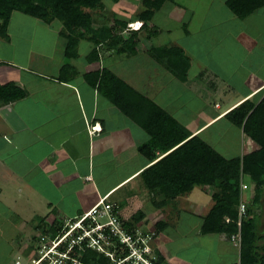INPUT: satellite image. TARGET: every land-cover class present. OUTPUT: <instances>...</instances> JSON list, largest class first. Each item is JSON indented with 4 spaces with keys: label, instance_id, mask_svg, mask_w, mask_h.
I'll list each match as a JSON object with an SVG mask.
<instances>
[{
    "label": "crops",
    "instance_id": "1",
    "mask_svg": "<svg viewBox=\"0 0 264 264\" xmlns=\"http://www.w3.org/2000/svg\"><path fill=\"white\" fill-rule=\"evenodd\" d=\"M226 2L167 1L143 22L138 16L142 0L134 4L102 0L93 25L115 27V36L121 40L112 41V46L81 40L78 54L70 58L61 24L13 13L9 39L18 36L25 40L17 42L18 48L25 47L0 55V83L14 82L25 87L26 94L18 98L1 95L0 250L8 239L29 240L38 235L41 220L49 217L51 221V214L58 211L80 220L106 195L108 201H119V217L135 212H131L137 197L135 185L144 186L141 173L149 164L139 147L151 135L113 102L110 94L118 86L117 79L216 149L213 142L232 133L239 135L241 129L225 115L242 101L259 100L264 94V23L258 31L247 20L264 16V6L242 19ZM140 22L144 23L140 30L129 29L130 23ZM246 34L254 38L253 45L245 46ZM50 44L59 51H46ZM219 46L226 48L225 55L216 56ZM173 47L182 48L190 58L185 80L166 66L168 58L161 61L150 52L158 48L160 58L167 57L169 53L162 48ZM18 51L27 55L26 63L16 60ZM31 53L39 55L37 61L30 62ZM256 74L259 79L253 78ZM226 120L227 130H211ZM89 127L99 130L91 134ZM259 232L264 241L260 225ZM216 235L213 241L219 250L215 248V254L227 249V261L239 262L232 243L227 244L228 250L220 240L230 238Z\"/></svg>",
    "mask_w": 264,
    "mask_h": 264
},
{
    "label": "trees",
    "instance_id": "2",
    "mask_svg": "<svg viewBox=\"0 0 264 264\" xmlns=\"http://www.w3.org/2000/svg\"><path fill=\"white\" fill-rule=\"evenodd\" d=\"M100 1L102 0H0V36L10 38L8 28L12 14L14 11H20L41 18L49 24L60 23L62 33L67 38L65 51L68 58L78 54L79 42L84 39L93 41L96 46L104 42L112 46L113 42L121 40L120 36H115V27L93 26L94 12ZM167 1L173 0H142L138 16L143 22L152 19L154 13ZM226 3L242 19L264 6V0H227ZM162 49L169 53L167 57L160 58L158 48H153L150 52L161 61L168 58L166 66L185 80L190 58L179 47ZM117 82V88L110 94L113 102L151 135L150 140L139 147L149 162L141 173L146 188L150 192L162 194L164 199H173L191 192L196 186L212 181L217 183L220 191L214 194L216 203L204 219L202 232L231 236L240 231V261L236 264H264V254L260 255L258 249L263 238L259 232L260 215L254 212L264 194V94L259 100L246 99L226 113V119L243 130L244 135L258 145V148L242 156L227 157L201 136L192 134L150 98L123 80L117 79ZM25 94L26 91L20 90L14 82L0 83V103L1 95L18 98ZM244 176H247L255 187L252 205L247 210V215L253 213V216L245 218L239 227L238 206ZM138 215L141 218L143 212L139 211L126 224L130 226L133 221L138 222ZM227 217L230 222L226 221ZM89 223L87 219L84 225ZM78 249V246H75L71 252L72 256ZM87 249L89 251L83 258L86 264L90 261L108 264V258L104 254L98 257L94 249Z\"/></svg>",
    "mask_w": 264,
    "mask_h": 264
},
{
    "label": "rangeland",
    "instance_id": "3",
    "mask_svg": "<svg viewBox=\"0 0 264 264\" xmlns=\"http://www.w3.org/2000/svg\"><path fill=\"white\" fill-rule=\"evenodd\" d=\"M134 2L135 0H131L132 4H134ZM17 14L19 13H15L14 15ZM254 18L256 17H251L247 20L250 23L251 28H257L259 31V29H261L263 26L262 23H264V16H261L258 20ZM262 30L264 33V28H262ZM249 35L252 36L251 31L249 32ZM262 39L264 40V35ZM12 40L10 41V39L2 38L0 36V55H2V53L8 55L9 51H11L14 47L16 48V50L21 48L24 49L25 46L23 44H21V48H18L19 43H17H21L24 39H21L18 36H14ZM253 41L254 38H249L247 34L244 35L243 42L245 46H249L251 44L253 45ZM35 46V50L41 52L39 47L37 45ZM220 47L221 46L217 47L218 53L216 54V56L226 54V48ZM48 50H50L52 53L59 51L58 46L53 45L51 48V44L46 49V51ZM240 50L244 51V49ZM37 55V53H31L30 62L34 61L35 59L37 61V58L39 56ZM52 55L57 54L55 53ZM26 58L27 55H25V53L23 52L18 51V54H16L17 61L23 59V62L26 63ZM30 66L37 67L36 63H30ZM20 72H22L21 74H25L23 71ZM261 73H264V71H262ZM253 78L259 79V76H257V74L253 75ZM22 89L26 88L20 87V90ZM221 96L224 97V95L222 94ZM225 123L227 124L228 121L226 120L225 122H219L218 125H216L211 130L217 131L219 129L222 130V128L223 131L227 130L228 127ZM235 131L237 132V130ZM219 134L221 135V132H218V135ZM213 143L218 146V151H220L227 157L239 155L242 156L256 147L253 141L248 139L242 133V130H239L238 136L232 133L230 135L224 136L223 141H216ZM90 177L93 176L91 175ZM135 187L137 189L135 192L137 193V197L135 198V200H133V206L131 210V212H135L131 213L132 215L130 216L120 217L121 225L124 230V235H132L133 237H143L142 241L145 242V246H142L143 243H140V241L136 242V244L129 243L130 241L123 243L121 242L119 237H115L113 239V242H110L108 245H105V247H108V250L111 251V253L106 255L94 249V251L96 252V256L100 257L101 254H104V256L108 258V264H119V260L126 256L130 257L127 264H140L144 262L143 259L145 258L154 259L156 264H221L226 262L229 263L227 261V257L224 255V251H226L227 249H224V251H222L223 253L215 254L214 252L215 248L218 249V244L215 245L213 240H215L214 238H218V235H216V233L205 234L202 232L204 219L216 203L214 194L220 191V188L217 186V183L212 181L202 186H196L194 187L195 190L193 188L191 192L182 194L173 199H164L162 194L158 192H150L145 185H141L140 187H137L135 185ZM254 192V183L250 181L247 176H244L241 182L240 202L243 201L247 207L252 205V195L254 194ZM261 200L262 201L260 202V205L255 207L254 212L260 215L261 221L259 225L260 228L264 230V194ZM139 211L143 212L142 217L139 218L138 215V222L136 221V223H134L133 221L131 225L128 226L126 222L133 219ZM51 216V221L49 220V217L48 219L41 220V222L39 223V229L37 230L39 234L35 235L31 239L24 240L23 238H11L6 240L5 242L7 244H2L0 250L1 263L45 264L40 261V259L44 256L45 251L50 249V247H52L54 243L58 241V239H60L68 230L70 231L74 227L76 228H74L71 232L74 237L81 235V233L83 232L81 228L82 223H76V221H78L79 219L78 216L70 218L64 214L61 215L59 211L57 212V214H51ZM251 216H253V213L248 214L247 218ZM98 220H102V218H98ZM52 228L53 230L51 231ZM209 235L213 237H207ZM225 236L228 237V235L226 234ZM68 237L69 235H66L62 238V242L66 245L69 243ZM139 239L141 240V238ZM3 240L2 242H4ZM220 240L223 244H225L224 246L225 248H228V250L229 244L232 243V247L234 248L235 254L236 251L238 254H240V248L234 243V241L229 240L227 238H222ZM139 247H144V249L148 247L150 253L145 252L142 248V253H140ZM258 249L260 255L264 254V241L259 242ZM90 250H93V248H91ZM88 251L89 250L87 248H79L77 251H74L73 260H62V262L58 264H86L83 258L85 257ZM238 254L235 256H237L240 261V256ZM54 256L55 255H52V257ZM101 260L103 262V259ZM88 264L97 263L96 261H90Z\"/></svg>",
    "mask_w": 264,
    "mask_h": 264
},
{
    "label": "built area",
    "instance_id": "4",
    "mask_svg": "<svg viewBox=\"0 0 264 264\" xmlns=\"http://www.w3.org/2000/svg\"><path fill=\"white\" fill-rule=\"evenodd\" d=\"M138 26L133 25L132 23L129 25L130 30H135ZM97 127V126H96ZM96 127L88 128L90 133L92 134L97 129ZM95 129V130H94ZM247 210L248 207L246 204L241 201L239 204V219L238 225L241 227L242 221L247 218ZM120 205L115 201H108V195L101 197L98 202L89 210L87 211L83 217L78 220L76 223H79L82 228L81 235L77 237L71 234L72 230H68L63 236L69 235V243L66 245L63 243V236L58 239L54 243L50 249L45 251L44 256L40 259L42 263L45 264H58L62 262V260H73L74 257L72 256L71 252L74 250L75 246L78 248H93L96 249L106 255L110 254L111 251L106 248L105 245H108L110 242H113L115 237H119L121 242L125 243L130 241L129 243L136 242L143 243L142 246H145V242H143V237H133L132 235H124L123 234V227L121 225V219L119 217ZM98 218H102V220H98ZM89 220L90 223L88 225H84L86 220ZM104 219V220H103ZM101 221V222H99ZM227 222H230V218H226ZM76 229V228H75ZM75 231V230H74ZM71 237V238H70ZM141 238V240L139 239ZM230 240L234 241L236 245L241 246V232L239 231L236 234H232L228 236ZM63 243V244H62ZM66 245V246H65ZM145 252H149V248L141 247ZM139 247L140 253H142V249ZM52 255H55L52 257ZM130 257H123L119 260V264L125 263L129 261ZM144 262L140 264H156L154 259H143Z\"/></svg>",
    "mask_w": 264,
    "mask_h": 264
},
{
    "label": "clouds",
    "instance_id": "5",
    "mask_svg": "<svg viewBox=\"0 0 264 264\" xmlns=\"http://www.w3.org/2000/svg\"><path fill=\"white\" fill-rule=\"evenodd\" d=\"M137 23H138V22H137ZM130 24H131V23H130ZM130 24H129V25H130ZM132 24L135 25L134 23H132ZM143 24H144L143 22H140L139 25L136 24V26H138V27H137L135 30H140V29L142 28ZM129 25H128V26H129ZM133 31H134V30H133ZM108 197H109V195H108Z\"/></svg>",
    "mask_w": 264,
    "mask_h": 264
},
{
    "label": "bare ground",
    "instance_id": "6",
    "mask_svg": "<svg viewBox=\"0 0 264 264\" xmlns=\"http://www.w3.org/2000/svg\"><path fill=\"white\" fill-rule=\"evenodd\" d=\"M97 130H99V127H98V129Z\"/></svg>",
    "mask_w": 264,
    "mask_h": 264
}]
</instances>
